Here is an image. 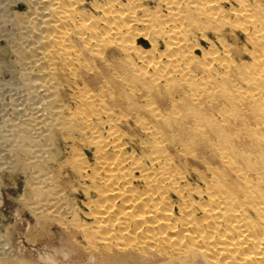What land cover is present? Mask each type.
<instances>
[{
    "label": "bare ground",
    "instance_id": "obj_1",
    "mask_svg": "<svg viewBox=\"0 0 264 264\" xmlns=\"http://www.w3.org/2000/svg\"><path fill=\"white\" fill-rule=\"evenodd\" d=\"M73 1H25L27 11L20 14L23 19L20 18L22 21L16 25L22 36L18 42L15 41V49L21 67L31 72L22 77L31 102L27 106L25 116L22 114L19 123L12 125L19 129V132L15 130L18 133L13 132L14 135L17 134L16 138H19L22 146L29 143L31 145L32 130L36 137L46 136L49 140L50 129L72 127L83 134L88 132L92 140L95 137L94 140L101 141L100 138L96 139L95 125L110 123L113 120L118 122L119 115L115 118L111 107L104 103V97H108L114 105L116 104L118 82L110 77L106 80V89L104 87L97 93L88 88L84 77L77 75L78 68L75 63L90 71L91 68L83 64L85 61H80V49L76 47L73 35L82 42L88 53L95 55L100 61H107L105 47L109 45H118L125 52L128 50L135 52L137 58L144 62L142 65L144 69L140 65V68L134 71L149 80L141 84L148 91L145 106L152 111L155 118L153 124L138 121L146 135L151 137L148 144L144 142L148 148V153L144 155L145 160L136 155L135 149L131 152L126 151L123 143L119 142L118 129L107 124L108 136L113 138L104 140V144L99 143L105 148L111 146L112 153L105 155L104 151L103 153L98 151L97 167L92 168L95 170L94 174H99L98 180L102 188H99L97 199H94L91 213L89 211L93 218L92 234L90 232L89 236L87 234L85 236L99 241L102 248L107 250L112 246L119 248L118 250L132 248V264H139L138 260L141 259L139 255L142 254L150 259L147 256L150 253L158 264H264V96L261 95L264 90V70L253 69L255 66L251 65L252 67L248 69L254 77L256 76L254 80L248 74L254 82L250 83L251 87L245 90L242 88L243 91L237 87L239 88L237 92H231L223 84L222 90L217 94L214 92L221 86V82L218 84L219 82L209 81L208 74L206 80H203V76H197L200 78L198 80L200 87H205V95H209V105L220 115L218 118L215 117L216 119L209 116L210 118L205 120L208 127L197 118L192 104L188 114L181 113L179 102L182 96L174 93L180 91L183 83H188L194 90L190 80L196 74L192 72L191 76L190 70L186 66L181 67L180 62L185 60L187 64L189 61L192 62V58L197 57L191 54L189 42H185L183 36L179 38L183 34V31H179L186 30L192 23H197L198 17L193 16V12L212 17L216 13L222 12L223 15L228 11L237 18L247 19L253 27L252 32L258 33L249 32L243 20L240 28L248 34L249 39L251 37L255 40L256 35H261V40L257 41L261 48L264 47V35L260 34L263 28L259 25V17L255 10L250 11L245 5V0H223L224 5L221 4L222 0H165L168 15H164V18L161 14L163 19L155 26H158L156 31H164L167 34L166 38L168 36L165 50H162L164 53L159 52L166 54L167 59L161 61L158 57L162 55L157 54L155 57L151 53L155 52L153 50L157 46L155 41L151 40L150 49L133 45L132 36L140 35L146 39L148 35L143 31L145 27L141 28L143 30H136L134 23L137 19L142 23L148 19L146 14L140 18L133 16L130 1L131 5L123 9L122 6L115 7V3L122 5L118 0H107L102 6L101 4L97 6V3L95 6L100 8L99 16L84 13ZM16 3L18 4V1ZM209 4L217 6L214 7V12L206 9ZM225 4L229 7L225 8ZM222 15L221 18H225ZM198 29L203 31L205 28L198 25L196 30ZM173 32L181 34L176 38ZM202 36L205 37L204 33ZM113 52L112 49L109 51ZM206 53L207 50L202 48L203 58ZM251 54L253 59L257 57L253 52ZM202 61L204 63V60ZM197 63L199 64V61ZM131 65L133 67V64ZM219 65L223 67L225 64ZM64 67L68 70L67 74L69 73L71 77L80 76L83 83V86L79 87L77 80H72L79 93L75 96L77 99L75 110L67 111L68 114H64L66 107L59 98L61 83L57 81L59 71ZM148 67L151 71L146 70ZM222 72L219 71L220 74ZM92 75L90 79L94 82L99 74ZM162 89L165 90L169 105L164 109L155 108L152 106L153 96L160 94ZM196 92L190 94L193 104H196L199 96V92ZM128 94L131 95V89ZM122 96L125 97L123 94ZM162 98L160 101L165 99L163 96ZM230 112L236 116L233 123L225 117V114ZM249 119L250 122H254L252 126L247 124ZM73 120L77 121L75 125ZM226 121L234 124L231 126L237 133L244 135L241 134L243 137L237 146L226 133V128L223 129L222 124ZM259 121L262 122L260 127L257 125ZM29 150L28 155H33L34 153L30 154L32 149L31 152ZM190 159L196 165H201L203 170L198 168H193L192 171L185 168L182 170L180 162L187 164ZM135 181H140L141 187L136 185ZM49 209L51 211V208ZM130 253L126 254L131 255Z\"/></svg>",
    "mask_w": 264,
    "mask_h": 264
},
{
    "label": "rangeland",
    "instance_id": "obj_2",
    "mask_svg": "<svg viewBox=\"0 0 264 264\" xmlns=\"http://www.w3.org/2000/svg\"><path fill=\"white\" fill-rule=\"evenodd\" d=\"M17 1L18 4L16 3ZM25 1L27 0H0V264H132V248L128 247L118 250L119 248L112 246L107 250L102 248L99 241L88 237V234L90 232V234H92L93 229V218L90 213L97 199L98 190L102 188V184L100 180H98L99 174H94V169L92 168L96 169L97 167L96 156L98 155V151L99 153H103L104 151L105 155H110L112 153L111 146L107 148H105L104 145L101 146L104 144V140H111L113 138L110 135L108 136L107 124L118 129L119 142L123 143V147L126 151L131 152L132 149H135L137 150L136 155L144 160L146 159L144 157L145 153H148L146 144L151 140V137L146 135L138 121L141 120L151 124L155 122L152 111L145 106L147 102L146 99L148 98V91L145 86L141 84L149 80L142 75H138L137 72L134 71L136 68L138 70L140 65L141 68H143L142 65H144V62L142 63L140 59L137 58L138 56H136L133 50L125 52L122 51L118 45L107 46L110 47V49H107V47H105L106 49L103 48L105 49L107 61H100L95 55L88 53L82 42L73 35L75 45L80 49V61H85L82 63L91 68L90 71L80 66L79 63H75L78 68L77 75L84 77L88 88L94 93H97L100 89L105 87L106 80L110 77H113L118 82L119 87L116 89V104L114 105L108 97H104V103L106 106L111 107L114 117L116 118V116L119 115L118 122L117 120H113L110 123H99L95 125L96 139L99 140L100 138V140L102 139L101 141L94 140L95 137L92 140L88 132H84L83 134L76 128L54 127L48 132L49 140L46 139V136L36 137L37 135L32 132L33 130H28L31 131L30 133L33 135V143L31 145L29 143V145L24 144V146H22L23 144H21L19 138H16L18 137L17 134L14 135V133L19 132V129L12 127V125L19 123L22 117L25 116L24 113L27 112V106L31 102V98L28 99L27 89L22 79L25 74L28 75L31 72L21 67V64L17 61L18 53L15 49V41L18 42L22 36L20 31L17 30V24L20 23V18L23 19V16L20 17V14L27 11V2ZM74 1L76 6L84 13H93L99 16L100 8L97 6L100 4V6H102L107 0ZM118 1H120L122 5L115 3L116 8L118 6H122V9L126 8L131 2L133 16L140 18L143 14L147 15V22H138L137 19L136 23H134V28H136V30L141 28L144 29L145 27L144 30H141L148 34L147 38L144 39L140 35H135L132 36L131 39L134 41V46H139L142 49H150L151 40L155 41L157 46L153 49L155 52L151 53L157 57V54H160L159 52L165 50L164 47H166V40L168 39L164 31H156L158 26L155 27L158 25V21L163 19L161 14L164 18L168 15L165 0ZM96 4L97 6H95ZM221 4L224 5L223 0ZM245 5L250 11L252 10L253 12V10H255L254 12L259 17V25L263 28L260 34L264 35V0H245ZM214 7L217 6L215 4H209L206 9L209 8L210 12H214ZM228 7L229 5L225 4V8ZM220 13H216L217 18L216 15H213L214 18H212L213 16L207 17L193 12V16L198 17L196 18L197 23L190 24L186 29L187 31H179H183V34L173 32L174 37H179V34H181L179 38L183 36L182 38L184 41L189 42L187 43L189 44V48H191V54L197 57L196 59L192 58V62L189 61L187 64L185 60L180 62L181 67L186 66V68L190 70L189 73L191 76L192 72L196 74L194 77H191L190 80V83H193L194 90H192L188 83H183L180 87V91L177 90L178 93H176L177 91L174 93L175 95L179 94L180 97L182 96L179 102L181 113L188 114L190 108L193 106L195 108V111H193L197 114V118H200V121L203 123L207 122L205 120L209 119V116L218 118L220 115L215 110H212V106L209 105V95H205V87L203 88L202 85V87H200L198 83L200 78L198 77V79L197 76H203V80H206L209 75V81L213 83L219 82L218 84L221 82V86H218V89L214 92L217 94V92L222 90L221 87L223 84V86H226L231 92H237L239 88L240 91H243L247 87H251L252 85L250 86V83H254L253 79L255 80L256 76L254 77V75H252L253 73H250L249 67L255 66L256 68L254 67L253 69L264 70V47L260 48V43L257 42L261 40V35H256V37H254L255 40L251 39V37L249 39L248 34L240 28L246 23L244 26L249 28V32H252L253 27L247 22V19L237 18L232 12L230 13L228 11L224 12L223 15L222 12ZM16 14H19V16H16ZM221 15L225 18H221ZM241 20H243V24ZM244 20H246V22H244ZM198 21L201 22L199 23ZM238 22L241 25H239ZM198 25L203 26L205 29L203 31L199 29L196 30ZM203 33L205 37L202 36ZM252 33L257 34L258 32L253 31ZM221 40L223 43H221ZM211 43L213 44L212 47ZM202 48L207 50L204 58ZM111 49L114 50L113 53H109ZM256 49L259 50L255 51ZM252 52L255 56L257 55L255 59L251 57ZM160 55L162 56L158 58L161 59V61L167 59L166 54L164 55L161 53ZM257 58L259 60H257ZM202 60H204V63ZM197 61H199V64ZM220 63L226 66L222 65L223 67H220ZM131 64H133V67ZM146 70L151 71L150 67ZM239 70L240 72H238ZM245 70L246 72L249 70V72L246 73L244 72ZM219 71L220 73L223 71V75L220 74ZM66 72H68L67 68H61L57 79V81L61 83L59 98L68 109L65 108L64 114H68L69 111H74L76 108L75 105H77L75 96L79 93V89L76 87V84L72 82L77 80L78 86H83L80 76H77L78 78L71 77L69 73L67 74ZM93 73L99 74V77H97L94 82L90 79ZM134 73L136 74L134 75ZM248 74H250L249 76L253 79L248 77ZM131 76L132 78L129 79ZM192 80L196 83L192 82ZM225 80H228L230 85L228 81L225 82ZM127 83L129 86H126ZM104 89H106V87ZM130 89L131 95L128 94L130 93ZM195 89L198 91L196 92ZM164 91L165 90H160V94H154L152 106L155 108L164 109L169 105L168 98L166 97L167 95L165 96ZM192 92L200 93H198L197 105L193 104L190 99V94ZM185 93H188L187 96ZM122 94L125 95V97L122 96ZM161 94L165 97L163 101H160V98L163 99ZM261 95L264 96V90L261 92ZM203 114H208V118ZM234 115L235 113L230 112L225 114V117H227L229 122L233 123L232 121L236 120V116ZM137 117L138 119H136ZM204 117L206 119H204ZM73 121H75V123L73 122L75 125L77 121ZM261 123L262 122L259 121L257 125L260 127L262 126ZM247 124L252 126L254 122H250L249 119L247 120ZM222 125H224L223 129L224 127L226 128V133L232 137V142L237 146L238 142L244 136L243 133H237L231 126L234 124H229L227 121ZM205 127H208L207 124ZM99 142L102 144L100 145ZM144 142H146V144ZM28 150L31 152L30 154H34L28 155ZM191 161L190 159L187 164L181 161L180 163L182 166L179 165L180 168L182 170L185 168L190 171H192L193 168L203 170L201 165H196ZM135 174L137 173L135 172ZM135 184L141 187L142 183L140 181H135ZM43 206L46 208L43 209ZM49 208H51V211ZM52 210L54 211L52 212ZM85 234L88 235V239ZM127 252H131V255H127ZM139 256H141V259L138 260L139 264H158L151 253L149 255L147 254L150 259L145 258L143 254Z\"/></svg>",
    "mask_w": 264,
    "mask_h": 264
},
{
    "label": "water",
    "instance_id": "obj_3",
    "mask_svg": "<svg viewBox=\"0 0 264 264\" xmlns=\"http://www.w3.org/2000/svg\"><path fill=\"white\" fill-rule=\"evenodd\" d=\"M143 41V40H142Z\"/></svg>",
    "mask_w": 264,
    "mask_h": 264
}]
</instances>
